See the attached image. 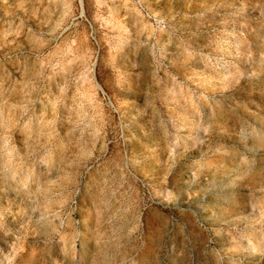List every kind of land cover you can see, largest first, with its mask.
I'll use <instances>...</instances> for the list:
<instances>
[{
  "label": "rangeland",
  "instance_id": "obj_1",
  "mask_svg": "<svg viewBox=\"0 0 264 264\" xmlns=\"http://www.w3.org/2000/svg\"><path fill=\"white\" fill-rule=\"evenodd\" d=\"M0 264H264V0H0Z\"/></svg>",
  "mask_w": 264,
  "mask_h": 264
}]
</instances>
